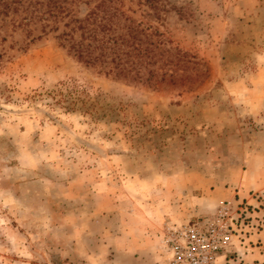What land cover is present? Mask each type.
<instances>
[{
    "label": "rangeland",
    "instance_id": "1",
    "mask_svg": "<svg viewBox=\"0 0 264 264\" xmlns=\"http://www.w3.org/2000/svg\"><path fill=\"white\" fill-rule=\"evenodd\" d=\"M99 3L180 51L172 82L74 54L64 23ZM158 3L0 0V264H175L224 207L215 263L264 264V0Z\"/></svg>",
    "mask_w": 264,
    "mask_h": 264
},
{
    "label": "trees",
    "instance_id": "2",
    "mask_svg": "<svg viewBox=\"0 0 264 264\" xmlns=\"http://www.w3.org/2000/svg\"><path fill=\"white\" fill-rule=\"evenodd\" d=\"M145 1L146 7L154 11L157 18H160L159 10H167V5L159 4L158 0ZM52 7L63 9L57 4ZM56 16L61 18L60 15ZM64 26L69 29L64 33V40L69 43V48L74 54L86 64L99 65L106 73L114 72L115 75L124 77L129 75L134 78H141L140 71L145 69L146 79L149 80L154 75L150 66L160 60L162 68H167L162 73L161 80L164 81L168 76L167 80L173 81L175 70L170 68L179 62L180 51L163 46L158 50L159 42L156 44L150 39L153 32H147L150 26L146 27L126 16L120 6L99 3L85 11L82 18L72 16ZM154 33L159 32L155 29ZM106 64L112 65L107 67Z\"/></svg>",
    "mask_w": 264,
    "mask_h": 264
},
{
    "label": "built area",
    "instance_id": "3",
    "mask_svg": "<svg viewBox=\"0 0 264 264\" xmlns=\"http://www.w3.org/2000/svg\"><path fill=\"white\" fill-rule=\"evenodd\" d=\"M226 214L224 207L218 213V220L211 222L208 219L198 223L201 227L206 225V229L190 227L184 231L186 243L180 252L178 250L175 264H216L218 251L224 248L227 241L228 227L223 221Z\"/></svg>",
    "mask_w": 264,
    "mask_h": 264
},
{
    "label": "crops",
    "instance_id": "4",
    "mask_svg": "<svg viewBox=\"0 0 264 264\" xmlns=\"http://www.w3.org/2000/svg\"><path fill=\"white\" fill-rule=\"evenodd\" d=\"M256 184H258V183H256ZM235 195H236V191H234L233 193H231V192H226V193H224V195H222L220 198H223V200H225V199H227V200H231L232 199V197H234L235 198ZM242 198H245V196L244 195H242ZM246 198H248V197H246ZM243 242V247L245 248L246 247V244L244 243V241H241V243ZM249 245V244H248ZM252 244H250V252L248 253V254H243V256H242V259L244 258L246 261L248 260V261H250V260H261V261H263L264 260V258H263V256L258 252V254H257V250H259L260 249V245H255L254 247L253 246H251ZM221 257L219 256V257H217V262L218 263H221V260L222 259H220ZM226 262H229V260H227L226 259ZM131 263L132 264H136L137 262L136 261H131ZM142 263H143V260H142ZM137 264H139V263H137Z\"/></svg>",
    "mask_w": 264,
    "mask_h": 264
}]
</instances>
